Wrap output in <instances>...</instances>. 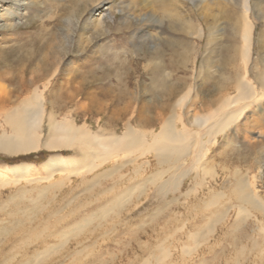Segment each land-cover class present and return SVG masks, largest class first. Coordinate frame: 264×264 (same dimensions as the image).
<instances>
[{"label":"rangeland","instance_id":"rangeland-1","mask_svg":"<svg viewBox=\"0 0 264 264\" xmlns=\"http://www.w3.org/2000/svg\"><path fill=\"white\" fill-rule=\"evenodd\" d=\"M242 3L0 0V137L24 109L41 121L38 149L0 151V264H264V0H250L246 64ZM236 77L260 96L209 134L194 118L217 124ZM170 119L186 153L160 164L148 147ZM61 122L103 139L131 129L146 149L86 172L78 147L43 146ZM57 156L74 167L48 173Z\"/></svg>","mask_w":264,"mask_h":264},{"label":"bare ground","instance_id":"bare-ground-1","mask_svg":"<svg viewBox=\"0 0 264 264\" xmlns=\"http://www.w3.org/2000/svg\"><path fill=\"white\" fill-rule=\"evenodd\" d=\"M242 1L243 3L241 5V10L243 13V18L241 22H243L242 23L243 32L240 35L241 36L240 40L242 44L240 46L241 48L237 56L239 59L243 60L244 64H246L249 61V54H250V32L252 25L250 22L247 23V20L251 12V6H250V0H242ZM165 7L163 8V10H160L161 13L171 16L170 13L172 12V10L166 9ZM93 16H91V18H93ZM44 49L45 47L43 48V50ZM38 57H39V61H41L42 64L46 65V58H43V56L41 57V55H39ZM28 60H30V58H28L27 61ZM238 78L236 77L235 79L236 81H234L235 85L233 86V89H235V91L237 92V96L235 95L236 99L233 101V99L230 98L228 99V102L225 101L227 102L225 106V108L227 109H223L224 106L223 107L221 106L222 111L217 124H210L208 118L193 117L194 118L193 122L197 126L203 127L202 130H204V126H211L207 129V132L209 134L211 133L217 134L222 132L223 129L233 124L234 121H236V119L238 118V116H240L242 113V110L233 111L232 108L236 107L237 104L239 105V103L242 101L248 100L249 98H253L254 96L259 95L257 89H255L254 83L251 80L250 81H247V79L244 80V77L243 79L241 78L238 79ZM255 82L261 86V91H262L261 94L264 95V71L259 76L256 77ZM229 93L226 94L228 95ZM37 94L38 93L36 92L33 98H35ZM187 98L188 97H186L185 100L183 98H180L178 102H176L177 105L182 106L181 105L182 101H186ZM228 108L232 110H228ZM23 112L24 114H22V116L20 115L19 118L17 117L18 115L16 116L18 119L15 122L9 119L10 126H14L12 130L13 136L0 137V151L6 153L18 154V153H28L30 151L38 149L36 130L41 122L39 117L40 114L38 112L33 113L32 110H28V109H24ZM173 119L167 120L162 123L160 132H158V134L156 135V137L153 139V141L150 143L148 147L149 152L154 153L155 156L154 158H156L158 162H160V164H165V163L168 164L170 161L173 160L174 156L177 157L179 154L183 155L184 153H186L182 151L185 148L183 147L182 144L183 143L187 144L185 143L188 139L187 134L182 131H175V127H174L175 124ZM47 137L48 138L47 140L44 141L43 146L50 149H56L60 147H66V148L78 147L80 153L84 155L86 158L85 166H84L86 168L85 170H87L86 172H93L94 170L100 167V164H105L107 160L111 159L112 158V156L110 155L111 151H115L118 149H120L121 152H127L133 149L142 150V148H145L146 146L145 143L146 139L144 138L145 136L131 129H127L123 133L122 137L103 139L96 135H90L89 133L83 131L82 129L74 128L68 123H62V122L51 124ZM60 158L61 157L58 156L50 157L49 159L46 160L45 163H43L48 173L52 174V173H56L57 171L61 172L63 171L61 170L62 167L68 165L69 168L74 167L73 165L74 160H71L69 163H65V162H61ZM27 168L29 167L22 165L20 169H17V171L22 172L21 170H25ZM161 174L159 173L155 174L154 178H156V180L159 181L161 179ZM243 182L244 180H240L237 182V190L243 191ZM166 185H168V183L163 182L162 185H160L161 187H158V190H160L162 187ZM238 200L242 203L251 204L253 208L260 207L258 203H254L255 200L253 196L247 193H243ZM242 211H243L242 208H240V212Z\"/></svg>","mask_w":264,"mask_h":264},{"label":"trees","instance_id":"trees-1","mask_svg":"<svg viewBox=\"0 0 264 264\" xmlns=\"http://www.w3.org/2000/svg\"><path fill=\"white\" fill-rule=\"evenodd\" d=\"M22 159V158H21ZM20 159V160H21ZM7 161H9L10 163H12L14 160H7V159H4V162H7ZM21 161H23V160H21ZM41 162H43V160H38V164H40Z\"/></svg>","mask_w":264,"mask_h":264}]
</instances>
